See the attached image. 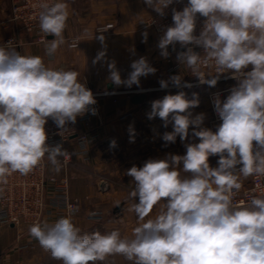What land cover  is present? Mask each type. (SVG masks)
Here are the masks:
<instances>
[{
  "label": "clouds",
  "instance_id": "clouds-1",
  "mask_svg": "<svg viewBox=\"0 0 264 264\" xmlns=\"http://www.w3.org/2000/svg\"><path fill=\"white\" fill-rule=\"evenodd\" d=\"M144 3L163 16L174 0ZM38 7L40 30L54 36L45 46L51 57L66 43L68 4L40 0ZM197 14L206 18L198 36ZM172 21L158 43L164 58L169 56L168 47L175 49L179 43L186 51L177 53L178 62L200 83L214 87L225 72L238 81L224 100L218 94L213 99L222 123L212 131L202 127L203 113L193 117L189 109L199 105L196 93L192 99L181 91L154 100L148 118L158 116L165 127L172 123L173 130L163 134L165 142L174 143L178 136L187 140L190 126L199 142L187 143L182 156L148 159L142 167L126 171L134 181L129 195L138 197L129 210L140 221L131 237H122L118 229L82 233L71 215L32 224L30 237L61 264H104L114 256L132 264H264V195L234 202L243 186L241 178L264 177V0H188L182 10L172 9ZM96 38L104 43L102 34ZM189 45L202 47L204 55ZM104 56L103 51L98 53L96 61ZM210 62L216 74L206 79L201 68ZM108 69L117 87L139 86L141 77L156 72L144 57L132 62L127 79L121 78L114 61ZM169 80L181 86V76ZM159 83L165 89L169 81ZM95 104L78 72L47 67L40 56L21 55L0 45V193L12 174H30L45 157L59 173V158H70V153L62 144L47 143L48 118L63 133L78 116L89 111L95 115L91 108ZM115 146L113 140L110 147ZM210 156H219L218 167H210ZM161 202L159 214L148 218Z\"/></svg>",
  "mask_w": 264,
  "mask_h": 264
},
{
  "label": "crops",
  "instance_id": "crops-1",
  "mask_svg": "<svg viewBox=\"0 0 264 264\" xmlns=\"http://www.w3.org/2000/svg\"><path fill=\"white\" fill-rule=\"evenodd\" d=\"M64 2L68 4L69 11L64 31L65 40L78 38L76 48H68L65 43L53 56L46 55L45 48L35 43L31 34L9 21L7 0H0V8L5 9L1 15L0 45L5 38L15 36L21 43V55L40 56L47 67L78 72L80 81L91 91L114 93L96 99V114L91 113L90 123L85 127L88 131L89 159L83 160L74 155L75 147L68 144L64 149L70 153L69 163L62 166L61 171L57 173L46 159V175L68 178V196L80 202V212L72 219L82 233L99 231L104 234L118 229L122 237H131L133 229L140 221L136 214L129 210L133 203H138V197L131 198L129 195L134 189V181L125 174L126 171L132 166L142 167L148 159H163L169 154L182 156L186 154L187 143L199 142L198 138L192 136V126L189 128L187 140L182 142L178 136L174 143L165 142L162 139L163 134L173 130L172 123L165 127L158 116L154 118L155 121L148 118L152 111V102L163 99V94L176 95L184 91L186 98L192 99L193 93H196L199 105L189 111L193 117L203 113L205 119L202 127L212 129L215 126L211 122L207 97L199 93H209L222 87L224 83L217 82L214 87L207 84L175 87L171 83L169 78L174 75L182 77L181 83H187L193 80V77L189 76L186 65L172 69L177 63V53L174 50L168 48L167 58L161 55L158 48L160 38L145 26L147 17L154 10L145 5L144 0ZM103 23H113L114 29L104 35L102 44L94 36L93 29ZM48 38L51 40L54 36L49 35ZM102 51L105 53L104 58L96 61L98 53ZM141 57L146 58L156 69L155 74L141 77L139 86L117 87L110 81L109 63L114 61L121 78L127 79L132 71V62ZM161 80L169 81L167 88L161 89ZM109 84L111 88H108ZM134 93L145 94V100L140 104H133L130 98ZM130 125L134 131L130 132ZM113 140L116 146L110 147ZM218 159L219 156H210V167H218ZM239 166L237 165V171ZM182 167L181 164L180 168ZM181 174L191 175L183 172ZM241 179L243 190L248 186L249 177ZM162 203L154 207L148 218L159 214ZM117 205L121 206L116 210ZM91 211H100L101 218L90 219L88 215ZM40 222L54 223L55 219L45 215ZM31 240L29 227L0 223V264H61L60 261L53 260L50 253L40 247L38 241ZM104 264L132 262L122 256H114L109 257Z\"/></svg>",
  "mask_w": 264,
  "mask_h": 264
},
{
  "label": "built area",
  "instance_id": "built-area-1",
  "mask_svg": "<svg viewBox=\"0 0 264 264\" xmlns=\"http://www.w3.org/2000/svg\"><path fill=\"white\" fill-rule=\"evenodd\" d=\"M187 2L188 0H174V3L165 10L163 16L153 11L147 17L145 26L150 28L159 38H161L166 28L173 24L172 9L175 8L176 10H182ZM39 3L40 0H7L9 21L18 24L26 33L31 34L35 43L40 44L45 48L46 43L49 41V36L44 34L39 28V13L41 11L38 7ZM3 12H5V9L0 8V27L2 24L1 15ZM205 19L206 18L197 14L195 35H199L204 26ZM113 29V23L98 24L94 27L93 34L96 37L101 34L104 36L112 32ZM9 41L11 42L10 45L7 44ZM73 43L78 46V38H70L66 40L68 48H76L77 46H72ZM2 45L14 48L20 53L21 43L15 36L5 38ZM189 46L193 47V50L200 55H204L202 47L196 45ZM168 48L174 50L176 53L186 51V48H182L179 43L175 45V49H173V46L171 45ZM180 65L182 64L177 60L176 65L172 69H178ZM201 71L206 74V79H211L212 76L216 74L214 62H210L209 65L202 67ZM188 74L193 77V80L186 84H202L199 79L192 74L191 69L188 70ZM218 82H223V86L214 89L207 94L211 122L215 126L212 127V131H215L217 125L222 123L214 110V97L218 94L220 99L224 100L230 94V90L238 84V81L232 77L230 72L220 74ZM184 84L185 83H181V86ZM92 92L95 99L102 96L114 95V93L108 91ZM95 105H92L91 108H95ZM90 117L91 111L78 116L76 123H69L67 125V131L63 133H61L62 130L57 127L55 122L51 118H48L45 125V130L48 135L47 143L52 146L62 144L63 148L68 144H72L75 147L73 150L74 155L81 157L83 160L89 159V149L87 146L88 131L85 127H88ZM82 127H84L85 130H82ZM46 159L47 157H45L42 166L37 167L33 172L26 176H22L19 173L12 174L8 179V183L2 186L3 192L0 193L1 224L30 227L32 224L40 222L45 215H48V217H54L56 221L60 217L68 215L73 217L80 212L79 200L68 196V178L66 176L57 177L54 175H46ZM69 160L70 158L66 159L62 157V166H66L69 163ZM239 167H241V165ZM253 195H264V177H249L248 186L237 193L234 202L239 203L242 200L247 202ZM90 213H96V215L93 216L90 215ZM90 213L88 215L90 219H100L102 216L100 211H91ZM31 241L36 240L32 238Z\"/></svg>",
  "mask_w": 264,
  "mask_h": 264
},
{
  "label": "water",
  "instance_id": "water-1",
  "mask_svg": "<svg viewBox=\"0 0 264 264\" xmlns=\"http://www.w3.org/2000/svg\"><path fill=\"white\" fill-rule=\"evenodd\" d=\"M108 88H111V85L109 84L108 85ZM145 94L143 93H134L131 98H130V101L133 103V104H140L142 103L144 100H145ZM100 187L102 186L99 185ZM121 205H117V207L115 208L116 210L120 208Z\"/></svg>",
  "mask_w": 264,
  "mask_h": 264
},
{
  "label": "rangeland",
  "instance_id": "rangeland-1",
  "mask_svg": "<svg viewBox=\"0 0 264 264\" xmlns=\"http://www.w3.org/2000/svg\"><path fill=\"white\" fill-rule=\"evenodd\" d=\"M215 89H217V88H215ZM185 90H186V89H185ZM183 92H184V91H183ZM162 93H164V92H162ZM201 94H203L204 97H207V94H208V93H202V92H200L199 95H201ZM157 95H158V94H157ZM158 96H159V95H158ZM158 96H154V97H158ZM162 96L164 97V94H163ZM153 120H154V118H153ZM154 121H155V120H154Z\"/></svg>",
  "mask_w": 264,
  "mask_h": 264
}]
</instances>
